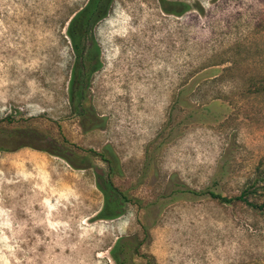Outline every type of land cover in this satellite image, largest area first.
<instances>
[{
  "label": "rangeland",
  "instance_id": "374dc122",
  "mask_svg": "<svg viewBox=\"0 0 264 264\" xmlns=\"http://www.w3.org/2000/svg\"><path fill=\"white\" fill-rule=\"evenodd\" d=\"M85 2L0 0V264H116L117 238L126 264H264V210L205 193L256 179L264 200V92L246 89L264 0H108L82 103L95 126L67 101L65 26ZM106 180L123 197L104 218Z\"/></svg>",
  "mask_w": 264,
  "mask_h": 264
},
{
  "label": "trees",
  "instance_id": "16d2710c",
  "mask_svg": "<svg viewBox=\"0 0 264 264\" xmlns=\"http://www.w3.org/2000/svg\"><path fill=\"white\" fill-rule=\"evenodd\" d=\"M108 0H86V2L73 13V15L67 20L65 26V35L69 40L70 48L73 54V64L70 70V76L67 85V101L68 105L77 111V107L81 109L77 114L83 115L84 120H87L89 126H95L98 124L94 114L87 116L82 106V103L86 100L87 82L98 66L97 60V48L92 36L90 35V28L94 21L98 19L104 13V8ZM186 6L182 8L184 10ZM247 84V91L249 93H261L264 92V76L259 77L256 80H251ZM81 111V112H80ZM84 112V113H83ZM41 151H45L52 155H57L68 161L67 156L58 153L55 150L48 148H36ZM65 151V148H63ZM108 163V175L113 172L111 160L105 159ZM256 179H254L244 190L234 196H224L217 192L208 190L205 192L211 199H215L219 203H235L240 202L245 206L263 211L264 200L256 202L251 199L256 192ZM103 193V204L98 212L99 217H111L113 212L118 208L120 199L123 197V193L119 192L111 183V181H104L103 186H100ZM127 247V250H124ZM131 247L127 243L117 238L111 247L109 253L111 258L116 264H126L127 255Z\"/></svg>",
  "mask_w": 264,
  "mask_h": 264
}]
</instances>
